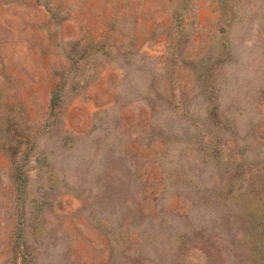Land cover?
<instances>
[{
    "label": "rangeland",
    "instance_id": "obj_1",
    "mask_svg": "<svg viewBox=\"0 0 264 264\" xmlns=\"http://www.w3.org/2000/svg\"><path fill=\"white\" fill-rule=\"evenodd\" d=\"M0 264H264V0H0Z\"/></svg>",
    "mask_w": 264,
    "mask_h": 264
}]
</instances>
